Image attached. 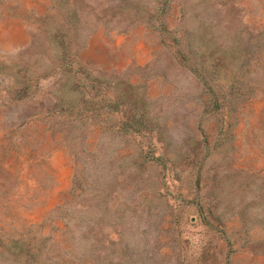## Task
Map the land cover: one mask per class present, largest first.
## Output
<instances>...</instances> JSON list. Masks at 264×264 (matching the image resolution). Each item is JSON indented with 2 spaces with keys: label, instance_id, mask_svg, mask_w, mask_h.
<instances>
[{
  "label": "rangeland",
  "instance_id": "1",
  "mask_svg": "<svg viewBox=\"0 0 264 264\" xmlns=\"http://www.w3.org/2000/svg\"><path fill=\"white\" fill-rule=\"evenodd\" d=\"M0 264H264V0H0Z\"/></svg>",
  "mask_w": 264,
  "mask_h": 264
}]
</instances>
